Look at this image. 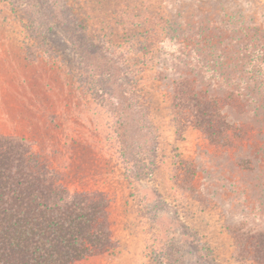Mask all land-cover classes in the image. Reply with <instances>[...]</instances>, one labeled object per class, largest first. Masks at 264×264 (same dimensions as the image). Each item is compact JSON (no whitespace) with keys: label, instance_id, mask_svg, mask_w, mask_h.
Here are the masks:
<instances>
[{"label":"rangeland","instance_id":"374dc122","mask_svg":"<svg viewBox=\"0 0 264 264\" xmlns=\"http://www.w3.org/2000/svg\"><path fill=\"white\" fill-rule=\"evenodd\" d=\"M185 77L229 143L177 136ZM0 138L108 201L112 246L74 264H259L235 252L264 234V0H0Z\"/></svg>","mask_w":264,"mask_h":264},{"label":"trees","instance_id":"16d2710c","mask_svg":"<svg viewBox=\"0 0 264 264\" xmlns=\"http://www.w3.org/2000/svg\"><path fill=\"white\" fill-rule=\"evenodd\" d=\"M52 19L53 24L59 23L56 16ZM83 46H77L80 64L93 74L98 60ZM172 106L180 138L188 129L198 128L219 145L229 143L235 132L225 105L197 80L185 77L177 82ZM129 107L126 111L134 109ZM184 163L188 169L190 163ZM244 240L240 239L235 256L245 258L244 245L249 246L250 260L264 264V234ZM111 246L104 196L68 191L46 165L36 162L24 140L0 138V264H74Z\"/></svg>","mask_w":264,"mask_h":264}]
</instances>
